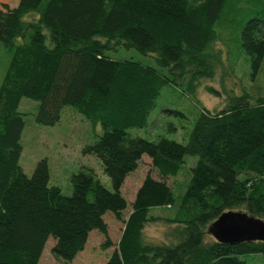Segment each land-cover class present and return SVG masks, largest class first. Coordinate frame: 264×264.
<instances>
[{
	"label": "trees",
	"instance_id": "16d2710c",
	"mask_svg": "<svg viewBox=\"0 0 264 264\" xmlns=\"http://www.w3.org/2000/svg\"><path fill=\"white\" fill-rule=\"evenodd\" d=\"M234 16L253 80L264 58V0H0V43L8 53L0 83V264H38L49 239L52 256L67 264L92 230L103 237L101 249L113 246L103 264H247L239 258L257 254L264 262V242L225 245L206 232L227 211L264 221V97L231 94L216 111L197 104L185 144L128 133L148 126L163 85L183 82L193 95L211 80L206 52L219 40L216 26ZM120 47L153 55L161 71L110 59L107 52ZM22 98L37 102L38 125L53 126L70 108L101 128L81 153L99 160L110 191L85 169L70 177L71 194L63 196L48 186L45 159L29 177L23 173ZM142 156L159 178L145 173L122 218L120 187ZM185 156L196 161L178 200L183 218L166 220L173 225L168 243L145 239L149 209L174 204L164 179L177 175ZM106 212L122 225L114 245Z\"/></svg>",
	"mask_w": 264,
	"mask_h": 264
},
{
	"label": "rangeland",
	"instance_id": "374dc122",
	"mask_svg": "<svg viewBox=\"0 0 264 264\" xmlns=\"http://www.w3.org/2000/svg\"><path fill=\"white\" fill-rule=\"evenodd\" d=\"M240 16V15H238ZM234 16L228 23L216 26L215 31L219 33V40L211 43L206 52V58L214 64L215 71L211 80H203L196 87L194 94H187L184 83L178 87L163 85L156 102L155 109L148 119V126L144 129H131V136L155 141L158 137L185 144L187 135L192 128L196 118V105L208 111H216L222 108L227 96L239 95L243 91L250 96L264 97V58L260 69L253 80L249 77V65L246 55L239 49V31L241 21ZM231 18V17H230ZM27 20V17L25 18ZM224 41V45L222 44ZM17 40V43H20ZM107 55L112 60H129L137 62L142 66L156 67L153 55L140 54L134 49L116 48L110 50ZM8 61V53L0 43V83ZM206 87H211L215 93H208ZM37 102L22 98L19 102L18 112L22 114L23 130L20 136L22 148L19 157V165L23 173L29 177L35 163L45 159L48 167V186L59 188L63 196L71 194L70 177L79 170L90 169L99 183L107 190H111L108 178L103 174L100 162L93 155H83L81 150L86 145H91L101 134V128L91 126L89 121L75 113L70 108L61 112L59 121L53 126H42L34 122ZM180 111L185 118L166 114L164 110ZM172 124L174 131L167 129ZM196 157L185 156L183 163L173 178H165V183L171 189L174 204L171 207L150 208L148 216L151 218L143 228V236L150 241H163L168 243L172 224L166 220L173 218L181 219L183 215L178 212L177 205L184 185L189 177V169L194 165ZM150 170L153 179H158L154 170L150 169V161L142 156L136 169L129 173L124 179L120 194L126 201V209L121 216L124 218L132 202L134 193L143 180L145 173ZM106 224L107 236L110 243L114 245L119 237L122 225L116 221L110 212L102 216ZM103 237L95 230L89 232L84 248L67 264H103L113 249V246L103 250L101 243ZM53 242L49 239L45 244L38 264H63L56 260L50 249ZM247 264H264L261 255H244L239 258Z\"/></svg>",
	"mask_w": 264,
	"mask_h": 264
},
{
	"label": "water",
	"instance_id": "95a60500",
	"mask_svg": "<svg viewBox=\"0 0 264 264\" xmlns=\"http://www.w3.org/2000/svg\"><path fill=\"white\" fill-rule=\"evenodd\" d=\"M206 232L216 242L225 245L264 242V221L243 212L227 211L221 213Z\"/></svg>",
	"mask_w": 264,
	"mask_h": 264
}]
</instances>
